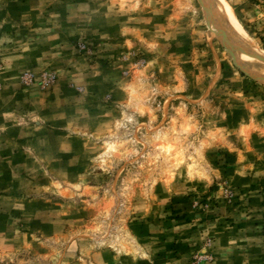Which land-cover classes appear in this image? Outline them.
<instances>
[{
    "label": "rangeland",
    "instance_id": "1",
    "mask_svg": "<svg viewBox=\"0 0 264 264\" xmlns=\"http://www.w3.org/2000/svg\"><path fill=\"white\" fill-rule=\"evenodd\" d=\"M226 1L264 49V7ZM220 26L0 0V264H264V82Z\"/></svg>",
    "mask_w": 264,
    "mask_h": 264
},
{
    "label": "bare ground",
    "instance_id": "2",
    "mask_svg": "<svg viewBox=\"0 0 264 264\" xmlns=\"http://www.w3.org/2000/svg\"><path fill=\"white\" fill-rule=\"evenodd\" d=\"M210 16L222 24L223 29L251 57L253 68L249 73L264 82V49L239 22L233 9L226 0H204ZM213 19V18H212ZM215 22V21H214ZM218 25V24H217ZM220 25V24H219ZM220 26V28L222 29ZM250 48V49H249ZM250 50V51H249Z\"/></svg>",
    "mask_w": 264,
    "mask_h": 264
},
{
    "label": "built area",
    "instance_id": "3",
    "mask_svg": "<svg viewBox=\"0 0 264 264\" xmlns=\"http://www.w3.org/2000/svg\"><path fill=\"white\" fill-rule=\"evenodd\" d=\"M242 1L264 7V0H242Z\"/></svg>",
    "mask_w": 264,
    "mask_h": 264
}]
</instances>
